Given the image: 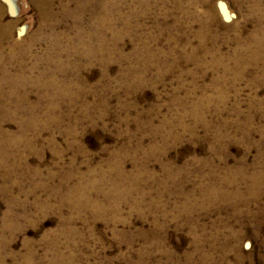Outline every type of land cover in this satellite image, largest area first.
<instances>
[{"label":"rangeland","instance_id":"obj_1","mask_svg":"<svg viewBox=\"0 0 264 264\" xmlns=\"http://www.w3.org/2000/svg\"><path fill=\"white\" fill-rule=\"evenodd\" d=\"M0 264H264V0H0Z\"/></svg>","mask_w":264,"mask_h":264},{"label":"bare ground","instance_id":"obj_2","mask_svg":"<svg viewBox=\"0 0 264 264\" xmlns=\"http://www.w3.org/2000/svg\"><path fill=\"white\" fill-rule=\"evenodd\" d=\"M2 32H4V31H2ZM2 37V36H1Z\"/></svg>","mask_w":264,"mask_h":264}]
</instances>
